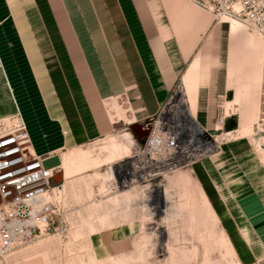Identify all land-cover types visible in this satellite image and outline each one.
<instances>
[{"label":"crops","instance_id":"obj_1","mask_svg":"<svg viewBox=\"0 0 264 264\" xmlns=\"http://www.w3.org/2000/svg\"><path fill=\"white\" fill-rule=\"evenodd\" d=\"M198 10L191 0H0V123L19 113L30 151L61 158L119 126L145 129L201 49V30L209 32ZM216 38L197 81L207 122L212 103L235 93L225 24ZM237 118L231 109L214 130L235 132ZM223 155L193 162L202 168L191 175L212 208L239 210L243 264H264V181L257 168H219Z\"/></svg>","mask_w":264,"mask_h":264},{"label":"rangeland","instance_id":"obj_2","mask_svg":"<svg viewBox=\"0 0 264 264\" xmlns=\"http://www.w3.org/2000/svg\"><path fill=\"white\" fill-rule=\"evenodd\" d=\"M191 1L206 18L209 32L201 30L204 43L176 84L180 102L170 111L172 118L217 138L218 148L210 156H226V164L219 168L232 173L257 168L264 181V38L244 25L241 29L227 19H216L211 9L220 8L218 0ZM221 24L228 30V84L235 93L230 101L218 98L212 103L207 122L200 111L203 105L197 103V81L208 73ZM237 99L239 103L229 108ZM231 109L238 111V127L220 140L214 129ZM156 121L145 127L147 134L122 125L109 136L64 153V167L58 169L63 180L56 175L58 170L54 173L64 190L63 223L47 239L0 257V264H243L247 259L240 255L246 252L243 218L234 206L211 207L202 185L191 175L202 164L148 167L147 144ZM127 160L131 168L124 163ZM120 164L130 170L129 177L118 178ZM219 184L223 185L222 178Z\"/></svg>","mask_w":264,"mask_h":264},{"label":"built area","instance_id":"obj_3","mask_svg":"<svg viewBox=\"0 0 264 264\" xmlns=\"http://www.w3.org/2000/svg\"><path fill=\"white\" fill-rule=\"evenodd\" d=\"M218 2L220 8L211 9L216 19L223 15L235 18L264 38V0ZM178 90L176 86L150 119H157L151 135L159 136L153 141L150 135L148 140L150 170L185 167L209 155L203 139L210 141L211 136L203 134L201 138L180 118L173 119L171 112L164 116L167 110L176 108ZM49 155H35L30 151L26 125L19 113L8 123H0V257L23 244L52 236L63 223V206L54 199L55 186L51 183L59 167L46 169L42 164ZM129 161L124 163L131 168Z\"/></svg>","mask_w":264,"mask_h":264},{"label":"bare ground","instance_id":"obj_4","mask_svg":"<svg viewBox=\"0 0 264 264\" xmlns=\"http://www.w3.org/2000/svg\"><path fill=\"white\" fill-rule=\"evenodd\" d=\"M235 8H238V6L237 5H235ZM222 20V21H224V19H227L229 22H231V24H234L236 27H240L241 29L242 28H244V26L246 27V25L243 23V22H241V21H239V20H237V19H235V18H232V17H228V16H221L220 18H219V20ZM240 23V24H239ZM242 25H244V26H242ZM253 32H255V33H257L256 31H254V30H252ZM252 34V33H251ZM258 34V36H261V37H263L261 34H259V33H257ZM256 35V34H255ZM257 36V35H256ZM257 36V37H258ZM261 37H260V39H261ZM180 95V94H179ZM176 106L178 105V101L177 100H179V102H180V99H177V96H176ZM239 99H237V101H235V102H232V103H230L229 104V108L230 107H234V105H236L237 103H239ZM171 110H173V109H171ZM170 110V111H171ZM174 110H176V109H174ZM168 111V110H167ZM169 111V112H170ZM164 116H166V114H164ZM182 123L186 126V127H189L195 134H197V135H202L203 136V134H206V135H208V137H210L211 138V140L210 141H207L206 139H203L204 140V142L206 143V146H207V151L209 152V155L208 156H210L211 155V152L213 151V150H217V148H218V146H217V138L216 137H214V136H212L209 132H198V131H195L190 125H187L184 121H182ZM246 129V126L245 125H243V127H242V131L243 130H245ZM247 130V129H246ZM246 130H245V132H246ZM231 132H223V131H221L220 133H218L216 136L217 137H220V140H222V139H227L230 135ZM202 136H201V138H202ZM152 138H153V141L155 140V139H157V138H159V136L158 135H153L152 136ZM125 139H126V137H125ZM60 161H61V164H60V166H59V168L60 169H62L63 167H64V165H63V162H62V158L60 157ZM63 166V167H62ZM182 167H178V168H176V169H181ZM130 171V170H129ZM129 171L127 170H125L124 169V167H123V165L122 164H120V165H118V166H116V172H117V176H118V178H123V177H129V175H130V173H129ZM62 173V172H61ZM53 186H55V189H54V195H53V197H54V199L56 200L57 198H59V202L60 203H64L63 201L65 200L64 199V190H63V185H59L58 183L57 184H55V185H53ZM56 201H58V200H56ZM48 237H50V236H48ZM48 237H44V238H42V239H40V240H35L34 242L36 243V241L37 242H40V241H43V240H45V239H47ZM24 245V244H23ZM13 254V251L12 252H10V253H8V254H6V255H3L2 257L3 258H6V257H9L10 255H12Z\"/></svg>","mask_w":264,"mask_h":264},{"label":"water","instance_id":"obj_5","mask_svg":"<svg viewBox=\"0 0 264 264\" xmlns=\"http://www.w3.org/2000/svg\"><path fill=\"white\" fill-rule=\"evenodd\" d=\"M143 127L144 126H142V125H134V126H132V129H133L134 132H136V133H138L140 135L141 134L142 135L147 134V132L144 130ZM42 164H43L44 168H46V169L47 168H52V167H54V168L57 167L58 168L60 166V164H61L59 154L54 153V154H51V155L47 156L46 158L43 159ZM59 174L61 175V171L60 170H58L56 175H59ZM57 183L58 182L55 181V180L52 181L53 185H55Z\"/></svg>","mask_w":264,"mask_h":264}]
</instances>
